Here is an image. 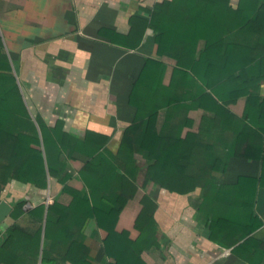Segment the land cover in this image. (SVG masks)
Masks as SVG:
<instances>
[{
  "label": "trees",
  "instance_id": "16d2710c",
  "mask_svg": "<svg viewBox=\"0 0 264 264\" xmlns=\"http://www.w3.org/2000/svg\"><path fill=\"white\" fill-rule=\"evenodd\" d=\"M145 28L156 33V58L145 60L134 82L129 104L136 114L115 154L106 137L85 132L81 138L61 124L45 125L28 108L0 50V192L11 181L24 185L25 198L13 200L9 216L27 215L35 224L32 231L15 224L7 228L0 264H36L42 231V263L55 260L53 251L64 247L73 264H89L83 257L88 223L104 230L139 190L140 211L129 231L115 238L121 243L109 259L145 264L141 253L161 248L157 204L146 192L150 183L176 195L198 193L203 199L198 216L207 217L214 233L226 221L225 211L207 204L211 197L232 196L230 186L217 187L214 174L239 157L260 161L263 180L264 0H163ZM74 153L87 161L71 163L70 169ZM55 183L61 193L47 207L43 225V212L24 205L30 196L44 200ZM244 183L254 201L258 179H238L241 198ZM65 196L71 197V222L68 207L60 203ZM19 250L24 255H17ZM98 264L109 263L103 258Z\"/></svg>",
  "mask_w": 264,
  "mask_h": 264
},
{
  "label": "crops",
  "instance_id": "0c3cea01",
  "mask_svg": "<svg viewBox=\"0 0 264 264\" xmlns=\"http://www.w3.org/2000/svg\"><path fill=\"white\" fill-rule=\"evenodd\" d=\"M161 1L0 0V50L30 111L39 114L45 125L61 124L64 132L81 138L85 132L106 137L108 149L115 154L124 129L136 114L135 107L129 104L134 82L145 60L156 58V33L143 27ZM232 1L234 4L235 0ZM86 161L87 157L74 153L68 164L71 169V163L75 167ZM261 171L260 161L233 157L224 173L214 174L217 187L230 186L232 191V196L211 197L207 204L217 207L218 213L225 211L226 221L214 233L206 225L207 217L198 216L197 209L203 200L198 193L176 195L150 183L146 191L157 204L154 218L161 248L157 252L143 251L142 261L145 264H264ZM240 177L258 179L254 201L250 184L244 183V197L238 196L241 188L236 183ZM26 189L11 181L0 192V202L11 207L13 200L25 198ZM60 193L61 186L55 183L52 190L47 188L44 200L30 196L24 208L43 212L44 225L47 207ZM134 199L118 217L109 219L105 231L93 221L88 223L84 230L83 257L89 264H98L103 258L109 264L114 263L109 256L119 247L116 242L120 241L115 238L120 237V232L129 231V222L140 211V198L136 195ZM60 203L68 207L66 221L71 222V197L65 196ZM250 210L254 212L251 223ZM9 215L0 224V244L12 224L34 229V222L27 215L16 220ZM43 236L42 231L36 264H73L71 251L64 247L53 251L55 260L42 263ZM17 255L24 253L19 250Z\"/></svg>",
  "mask_w": 264,
  "mask_h": 264
},
{
  "label": "water",
  "instance_id": "95a60500",
  "mask_svg": "<svg viewBox=\"0 0 264 264\" xmlns=\"http://www.w3.org/2000/svg\"><path fill=\"white\" fill-rule=\"evenodd\" d=\"M11 211V207L5 202H0V224L5 220V218L9 215Z\"/></svg>",
  "mask_w": 264,
  "mask_h": 264
},
{
  "label": "rangeland",
  "instance_id": "374dc122",
  "mask_svg": "<svg viewBox=\"0 0 264 264\" xmlns=\"http://www.w3.org/2000/svg\"><path fill=\"white\" fill-rule=\"evenodd\" d=\"M142 165H143V162L141 161L140 162ZM142 178H143V169H142V172H139V178H138V182H137V184L140 186L141 185V182H142ZM148 187V186H147ZM147 189V188H146ZM162 191V190H161ZM147 192V191H146ZM142 191L141 190H139V192H138V197L140 198L141 196H142ZM154 194L156 195V193H155V191H154Z\"/></svg>",
  "mask_w": 264,
  "mask_h": 264
}]
</instances>
